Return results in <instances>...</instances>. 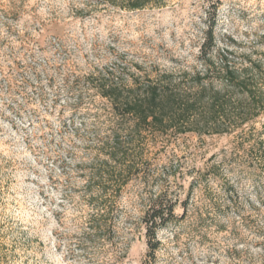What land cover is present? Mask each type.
Wrapping results in <instances>:
<instances>
[{"label":"rangeland","instance_id":"rangeland-1","mask_svg":"<svg viewBox=\"0 0 264 264\" xmlns=\"http://www.w3.org/2000/svg\"><path fill=\"white\" fill-rule=\"evenodd\" d=\"M207 33L216 51L264 59V0H165L138 11L0 0V264H264V115L245 135L145 136L115 245L99 250L82 237L91 149L74 131L86 114L100 127L108 119L104 101L79 103L65 82L83 91L87 75L122 69L179 81L201 70ZM160 197L176 218L152 252L143 219Z\"/></svg>","mask_w":264,"mask_h":264},{"label":"trees","instance_id":"trees-1","mask_svg":"<svg viewBox=\"0 0 264 264\" xmlns=\"http://www.w3.org/2000/svg\"><path fill=\"white\" fill-rule=\"evenodd\" d=\"M100 1L127 11L165 6V0ZM214 47V34L207 33L201 47V70L194 75L184 73L179 81L170 74L131 75L122 69L123 73L106 70L87 75L79 87L83 91L65 82L64 91L79 103L84 95L94 103L92 94L104 101L100 108L108 119L105 127H100L95 118V123L89 124L86 114L81 122L83 132L74 131L91 149L85 188L91 210L82 231L84 243L99 250L106 244L115 245L121 198L143 168L136 155L145 136L164 137L171 132L245 135L246 128L264 115V59L254 61L250 55ZM174 208L160 197L145 214L143 223L152 252L158 231L176 218Z\"/></svg>","mask_w":264,"mask_h":264}]
</instances>
